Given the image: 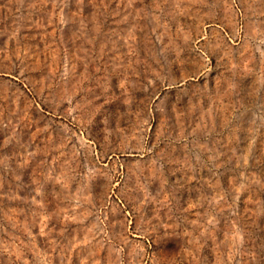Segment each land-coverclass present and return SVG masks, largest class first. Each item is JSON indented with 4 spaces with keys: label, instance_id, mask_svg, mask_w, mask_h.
I'll list each match as a JSON object with an SVG mask.
<instances>
[{
    "label": "rangeland",
    "instance_id": "rangeland-1",
    "mask_svg": "<svg viewBox=\"0 0 264 264\" xmlns=\"http://www.w3.org/2000/svg\"><path fill=\"white\" fill-rule=\"evenodd\" d=\"M0 264H264V0H0Z\"/></svg>",
    "mask_w": 264,
    "mask_h": 264
}]
</instances>
